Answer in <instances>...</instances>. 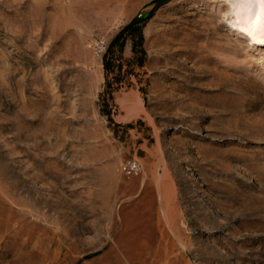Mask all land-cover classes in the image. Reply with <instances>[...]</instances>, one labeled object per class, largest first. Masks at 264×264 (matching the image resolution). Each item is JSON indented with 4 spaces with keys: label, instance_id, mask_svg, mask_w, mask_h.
I'll list each match as a JSON object with an SVG mask.
<instances>
[{
    "label": "rangeland",
    "instance_id": "374dc122",
    "mask_svg": "<svg viewBox=\"0 0 264 264\" xmlns=\"http://www.w3.org/2000/svg\"><path fill=\"white\" fill-rule=\"evenodd\" d=\"M155 1L0 0V264H264V46Z\"/></svg>",
    "mask_w": 264,
    "mask_h": 264
},
{
    "label": "bare ground",
    "instance_id": "6f19581e",
    "mask_svg": "<svg viewBox=\"0 0 264 264\" xmlns=\"http://www.w3.org/2000/svg\"><path fill=\"white\" fill-rule=\"evenodd\" d=\"M225 1L227 2L225 8L226 16H227V24L230 27V29L234 30L238 34L242 35V37L246 38V40L250 45L257 47L264 46V26L257 24L256 17H253L251 19V22L249 21L248 11H247L248 6L241 3V0H225ZM257 13H259L258 6H257ZM118 101H120L122 106L126 108L128 115H132V116L137 115V113L140 111L142 107V100L139 94L136 92L123 94L122 96L119 97Z\"/></svg>",
    "mask_w": 264,
    "mask_h": 264
},
{
    "label": "snow or ice",
    "instance_id": "6c2138e0",
    "mask_svg": "<svg viewBox=\"0 0 264 264\" xmlns=\"http://www.w3.org/2000/svg\"><path fill=\"white\" fill-rule=\"evenodd\" d=\"M241 3L247 5L249 21L256 17L257 24L264 26V0H241ZM257 6L259 13H257Z\"/></svg>",
    "mask_w": 264,
    "mask_h": 264
},
{
    "label": "built area",
    "instance_id": "2783aa9c",
    "mask_svg": "<svg viewBox=\"0 0 264 264\" xmlns=\"http://www.w3.org/2000/svg\"><path fill=\"white\" fill-rule=\"evenodd\" d=\"M121 174L127 178L131 179L141 174L142 165L138 159L131 158L124 160L120 165Z\"/></svg>",
    "mask_w": 264,
    "mask_h": 264
},
{
    "label": "water",
    "instance_id": "95a60500",
    "mask_svg": "<svg viewBox=\"0 0 264 264\" xmlns=\"http://www.w3.org/2000/svg\"><path fill=\"white\" fill-rule=\"evenodd\" d=\"M170 1H172V0H156L152 9L150 10V12L145 17L132 20L125 27V30H128V29L132 28L133 26L137 25L138 23H141V22L151 18L156 11H158L161 7H163L165 4H167Z\"/></svg>",
    "mask_w": 264,
    "mask_h": 264
},
{
    "label": "trees",
    "instance_id": "16d2710c",
    "mask_svg": "<svg viewBox=\"0 0 264 264\" xmlns=\"http://www.w3.org/2000/svg\"><path fill=\"white\" fill-rule=\"evenodd\" d=\"M137 45V44H136ZM134 48H135V44H134Z\"/></svg>",
    "mask_w": 264,
    "mask_h": 264
}]
</instances>
